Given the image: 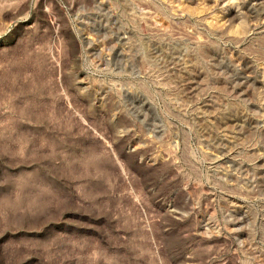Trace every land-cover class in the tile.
I'll return each mask as SVG.
<instances>
[{
	"label": "rangeland",
	"instance_id": "1",
	"mask_svg": "<svg viewBox=\"0 0 264 264\" xmlns=\"http://www.w3.org/2000/svg\"><path fill=\"white\" fill-rule=\"evenodd\" d=\"M0 264H264V0H0Z\"/></svg>",
	"mask_w": 264,
	"mask_h": 264
}]
</instances>
